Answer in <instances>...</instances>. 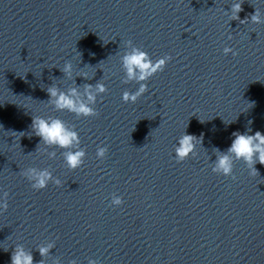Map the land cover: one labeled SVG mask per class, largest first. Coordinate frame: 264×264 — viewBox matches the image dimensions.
<instances>
[{
    "label": "water",
    "instance_id": "obj_1",
    "mask_svg": "<svg viewBox=\"0 0 264 264\" xmlns=\"http://www.w3.org/2000/svg\"><path fill=\"white\" fill-rule=\"evenodd\" d=\"M235 2L0 0V264L17 245L31 264H264V165L250 175L233 157L230 176L211 171L234 132L264 135V2L241 0L231 18ZM125 41L170 57L134 103L120 98L140 83L122 66ZM49 88L96 115L58 108ZM36 117L63 121L79 144H45ZM182 133L196 156L177 162ZM80 149L70 169L65 154ZM27 167L60 185L33 190Z\"/></svg>",
    "mask_w": 264,
    "mask_h": 264
},
{
    "label": "clouds",
    "instance_id": "obj_2",
    "mask_svg": "<svg viewBox=\"0 0 264 264\" xmlns=\"http://www.w3.org/2000/svg\"><path fill=\"white\" fill-rule=\"evenodd\" d=\"M264 2V0H262ZM241 10V0L231 5V18H237V13ZM250 20L252 23H260L261 16L259 9L251 14ZM125 52L121 57V63L124 67L127 76L130 79H135L139 83L138 88L134 92L124 91L121 93V101L134 103L139 96L146 91L147 81L155 73L162 71L166 62L170 57L165 54L156 59H152L147 52L141 48L133 45L131 41L124 42ZM224 54L232 52V49L225 46L222 49ZM235 55L234 52H232ZM69 65L65 63L64 70L67 71ZM86 97L89 103L95 100L97 93L104 92V85L97 83L95 90H92V85H87ZM51 97H56L54 101L58 108H68L74 111L76 114L83 115H96L95 111L85 103L77 101L75 104L71 96L65 95L64 93H57L55 88L47 89ZM72 94H75V89L70 90ZM32 127L34 128V134L39 136L45 144H55L60 148H70L72 144H79L77 134L73 131H69L63 121L59 119L45 120L43 118H33ZM233 139L227 150L218 155L216 160L211 166V171L221 176H230L232 174V158L235 157L238 160H242L244 165L249 169L250 175H255L256 170L253 165L259 162L264 165V135L260 131H256L252 135H245L242 133H233ZM196 137L191 134L182 133L176 141L177 146L173 149L175 154V160L177 162L183 161L190 154L196 156L195 141ZM107 147L97 145L95 150V156L98 160H102L106 154ZM256 153L255 159L253 153ZM231 154V155H229ZM85 152L83 149L76 151H68L65 154V160L70 169H77L83 164ZM30 184L33 190L44 189L49 181L52 184L59 186L61 181L57 177H53L47 169L37 170L34 167H27L20 173ZM7 192H0V211L7 208ZM122 199L118 195H111L110 205L118 207L122 204ZM50 247V245H49ZM47 248L40 247L39 252L44 254ZM32 256L30 253H25L23 248L17 245L11 255L10 264H31ZM69 264H74V261H69ZM88 264H99L98 260L89 258Z\"/></svg>",
    "mask_w": 264,
    "mask_h": 264
}]
</instances>
